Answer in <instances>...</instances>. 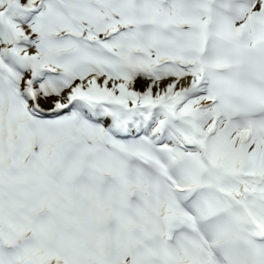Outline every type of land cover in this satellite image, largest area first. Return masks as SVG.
Returning <instances> with one entry per match:
<instances>
[{"label":"snow or ice","instance_id":"1","mask_svg":"<svg viewBox=\"0 0 264 264\" xmlns=\"http://www.w3.org/2000/svg\"><path fill=\"white\" fill-rule=\"evenodd\" d=\"M0 264H264V0H0Z\"/></svg>","mask_w":264,"mask_h":264}]
</instances>
